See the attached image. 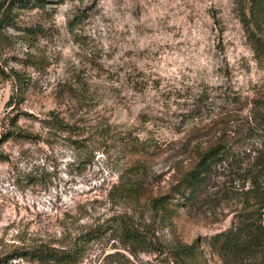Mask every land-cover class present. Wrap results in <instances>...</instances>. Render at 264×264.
Instances as JSON below:
<instances>
[{"label": "rangeland", "instance_id": "374dc122", "mask_svg": "<svg viewBox=\"0 0 264 264\" xmlns=\"http://www.w3.org/2000/svg\"><path fill=\"white\" fill-rule=\"evenodd\" d=\"M11 14L17 25L0 29V136L15 119L35 138L0 146L4 245L60 247L123 215L154 248L133 250L106 233L76 264H222L209 239L229 217L212 223L183 206L165 217L109 190L139 159L146 191L167 193L185 163L174 145L185 98L260 76L234 0H47ZM196 239L199 258L176 261L172 249Z\"/></svg>", "mask_w": 264, "mask_h": 264}, {"label": "trees", "instance_id": "16d2710c", "mask_svg": "<svg viewBox=\"0 0 264 264\" xmlns=\"http://www.w3.org/2000/svg\"><path fill=\"white\" fill-rule=\"evenodd\" d=\"M46 1L9 0L8 5L0 1V29L17 25L11 14L14 7H38ZM234 2L260 76L249 80L246 86L222 83L214 92L200 89L185 98L179 114L185 128L183 132L179 130L183 135L174 143L180 149L179 154L184 155L185 163L167 193L154 195L146 191L145 168L137 159L120 175L109 194L136 205L144 203L165 217L179 206L212 223L229 217L228 226L209 239L222 264H264V0ZM22 30L40 31L34 26ZM0 74L6 75L3 69ZM11 100L12 97L8 101ZM54 122L63 124L62 120ZM9 124L11 127L0 136V146L9 139L34 140L29 132L15 127V119ZM79 133L71 134L79 136ZM70 142L81 148L76 139ZM131 153L144 157L147 151L137 149ZM5 158L0 150V161ZM106 233L119 237L122 246L133 250L154 246L138 224L129 217L116 215L75 234L60 247L41 240L10 249L0 238V264L17 258L36 264H76L86 245ZM199 252L196 239L174 247L171 255L176 261L195 262Z\"/></svg>", "mask_w": 264, "mask_h": 264}]
</instances>
